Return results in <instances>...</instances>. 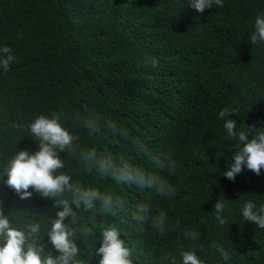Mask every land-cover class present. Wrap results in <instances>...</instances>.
Masks as SVG:
<instances>
[{"label": "trees", "instance_id": "trees-1", "mask_svg": "<svg viewBox=\"0 0 264 264\" xmlns=\"http://www.w3.org/2000/svg\"><path fill=\"white\" fill-rule=\"evenodd\" d=\"M261 9L264 0H225L203 13L187 0H0V46L15 56L7 72L0 68V210L20 227L39 222L37 245L58 255L45 230L58 197L30 187L21 199L5 182L15 154L39 148L27 125L55 114L76 137L75 152H57V174L114 201L110 211L100 200L89 210L72 205L75 219L66 222L81 264H99L95 249L108 227L131 248L133 264H182L189 250L204 264H264V229L240 213L246 199L264 203V169L223 175L237 149L218 115L229 107L226 118L238 126L264 127V45L250 40ZM87 149L116 168L165 177L176 191L161 195L86 167ZM219 199L228 205L224 225ZM160 213L163 231L152 223Z\"/></svg>", "mask_w": 264, "mask_h": 264}, {"label": "clouds", "instance_id": "clouds-1", "mask_svg": "<svg viewBox=\"0 0 264 264\" xmlns=\"http://www.w3.org/2000/svg\"><path fill=\"white\" fill-rule=\"evenodd\" d=\"M224 2L225 0H187L188 6L199 13L212 7H223ZM250 33L252 44L264 45V9L255 14ZM14 60L12 49L7 45L0 46V68L4 72L9 70V65ZM155 63L153 60L154 65ZM232 111L231 108L224 107L218 114L223 119L227 138L234 141V147L237 149L231 155L223 175L229 180H234L245 168L260 175L264 169V127L238 126L235 119L226 118ZM27 127L33 138L38 140L39 148L34 153L27 149L19 150L5 169V182L15 189L21 199L32 195L30 187L43 197H58L56 204L59 208L56 216L51 219L50 226L45 227L58 255L45 256L42 246L37 245L38 234L41 232L39 222L20 227L10 220V215L14 214L6 215L0 210V264H81L75 259L79 250L71 238L74 229L66 222L68 217L75 219L76 213L72 205L89 210L95 207L97 200H100L104 209L110 211L114 201L111 196L101 193L95 187L86 188L74 182L65 172L57 174L56 170L64 167V162L57 152L64 150L75 152L73 141L76 139L72 132L62 126L57 115L51 117L38 115ZM80 156L86 167L95 166L101 174L111 173L121 181H133L141 186L153 187L161 195H171L176 191L175 186L167 178L149 175L129 165L116 168L110 157L98 156L95 149L82 150ZM175 167L176 162L173 160L172 168ZM65 193H70V198L66 197ZM227 207V201L224 199L217 200L214 205L220 225L228 222V217L221 215ZM145 211L147 206L140 205L139 212ZM240 213L244 220L264 229V203L246 199ZM144 218L143 215H137V219ZM165 220L166 214L160 213L152 217L153 226L163 231ZM95 254L99 257V264H133L132 250L115 227L103 229L102 240L100 246L95 249ZM224 258L227 259V254ZM181 261L182 264H204L195 250L183 251Z\"/></svg>", "mask_w": 264, "mask_h": 264}, {"label": "bare ground", "instance_id": "bare-ground-1", "mask_svg": "<svg viewBox=\"0 0 264 264\" xmlns=\"http://www.w3.org/2000/svg\"><path fill=\"white\" fill-rule=\"evenodd\" d=\"M183 215V214H182ZM157 238V237H156ZM172 242V241H171Z\"/></svg>", "mask_w": 264, "mask_h": 264}]
</instances>
